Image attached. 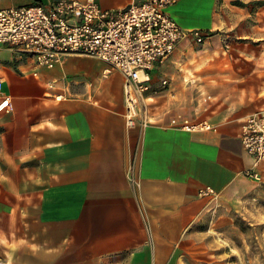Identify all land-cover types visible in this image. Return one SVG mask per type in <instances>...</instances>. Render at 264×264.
Segmentation results:
<instances>
[{"label": "crops", "instance_id": "1", "mask_svg": "<svg viewBox=\"0 0 264 264\" xmlns=\"http://www.w3.org/2000/svg\"><path fill=\"white\" fill-rule=\"evenodd\" d=\"M168 12L204 41L187 35L156 66L148 123L134 130L125 78L105 77L101 60L46 68L0 46L11 103L0 113V264H218V239L264 188V161L241 142L264 111V0H176ZM203 122L212 129H186Z\"/></svg>", "mask_w": 264, "mask_h": 264}, {"label": "built area", "instance_id": "2", "mask_svg": "<svg viewBox=\"0 0 264 264\" xmlns=\"http://www.w3.org/2000/svg\"><path fill=\"white\" fill-rule=\"evenodd\" d=\"M176 0H147L114 10L103 9L96 0H56L47 5L0 10V46L10 45L39 67L54 68L69 56L98 59L112 71L124 76V97L128 129L148 123L145 111L146 94L152 82V72L163 65L187 35L199 43L204 34L186 31L169 14ZM168 80L162 82L163 87ZM142 107L144 109H142ZM11 108L4 95L0 78V113ZM189 131L212 129L206 122L186 127ZM244 150L255 163L264 161V111L252 114L241 130ZM249 176L260 180L257 172ZM214 192L201 190V195Z\"/></svg>", "mask_w": 264, "mask_h": 264}, {"label": "rangeland", "instance_id": "3", "mask_svg": "<svg viewBox=\"0 0 264 264\" xmlns=\"http://www.w3.org/2000/svg\"><path fill=\"white\" fill-rule=\"evenodd\" d=\"M234 217L217 241L218 264H264V188Z\"/></svg>", "mask_w": 264, "mask_h": 264}]
</instances>
